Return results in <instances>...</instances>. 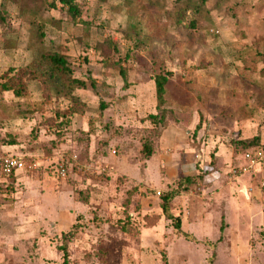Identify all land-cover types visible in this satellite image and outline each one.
<instances>
[{
	"label": "rangeland",
	"instance_id": "rangeland-1",
	"mask_svg": "<svg viewBox=\"0 0 264 264\" xmlns=\"http://www.w3.org/2000/svg\"><path fill=\"white\" fill-rule=\"evenodd\" d=\"M75 3L77 18L61 0L9 4L0 22V76L49 48L87 103L66 115L38 81L21 97L0 88V156L35 164L0 170V264H62L64 247L70 264H264V172L241 171L239 143H264V0H209L183 23L182 0ZM176 128L184 147L161 138ZM188 175L168 218L163 194Z\"/></svg>",
	"mask_w": 264,
	"mask_h": 264
},
{
	"label": "trees",
	"instance_id": "trees-1",
	"mask_svg": "<svg viewBox=\"0 0 264 264\" xmlns=\"http://www.w3.org/2000/svg\"><path fill=\"white\" fill-rule=\"evenodd\" d=\"M41 1L44 2V4L47 3V0H2L1 7L3 8V13L0 14V22L4 23V10H7V8H5L7 5L15 4L16 7H18L20 4H23L20 5L22 7L29 3L42 4ZM207 1L209 0H182L183 4L180 5L177 14L179 22H184L185 16L189 11H191L194 15L203 17L205 13H207ZM61 2L68 6L69 13L73 18H77L81 14V9L78 4L75 3V0H61ZM35 5L29 10L28 13H36V8L38 10L39 7L34 8ZM180 17H183V19ZM196 19L197 17H193L192 20H190V27H195ZM37 35V40L43 43L44 33L41 32ZM32 51V60L28 64L15 67L13 66L0 76L2 79L0 82L1 90L10 91L15 96L21 97L28 94L29 84L31 82L38 81L44 88V99L51 100L63 98L71 102L72 106L71 108H68V112H65L66 115L67 113H69V115L84 113L87 108V103L77 93V90L80 87H83V81L81 78H78L74 75V68L68 58L63 53L51 50L49 48L41 49L39 51ZM128 56L130 55H126L127 58ZM127 58H125V60ZM120 71L122 74H125L124 68L122 66H120ZM168 80V74L159 73L155 76L156 99L161 111L165 110L164 105L166 103V87ZM149 117L156 123L159 122V119L161 118L159 114L154 113L149 114ZM239 143L243 144V146L246 148L245 151L255 148L264 149V143L260 140L259 136L253 137L251 139L240 140ZM143 150L146 154L151 155L153 152V147L145 144ZM12 175H15V173ZM199 178V175H188L179 178L177 180V188L163 194L161 207L168 218L173 219L174 217L170 206L175 196L179 192H183L184 189H187L190 184L196 183ZM161 196L162 194H160V197ZM177 223L179 226L180 220L178 218ZM63 235L67 236L66 233H63ZM64 248L65 259L62 264H70L68 261V252L66 247Z\"/></svg>",
	"mask_w": 264,
	"mask_h": 264
},
{
	"label": "built area",
	"instance_id": "built-area-1",
	"mask_svg": "<svg viewBox=\"0 0 264 264\" xmlns=\"http://www.w3.org/2000/svg\"><path fill=\"white\" fill-rule=\"evenodd\" d=\"M35 164L31 161H26L21 156L16 155H3L0 156V170L7 176L25 169H33ZM257 167H262L264 172V149L255 148L244 153V163L240 166L242 172H254ZM59 172L66 175V164H60ZM161 194L160 192L158 193Z\"/></svg>",
	"mask_w": 264,
	"mask_h": 264
},
{
	"label": "crops",
	"instance_id": "crops-1",
	"mask_svg": "<svg viewBox=\"0 0 264 264\" xmlns=\"http://www.w3.org/2000/svg\"><path fill=\"white\" fill-rule=\"evenodd\" d=\"M171 133L169 132V130L167 129V130H165L164 132H163V135H162V140L165 142V143H167L168 141L167 140H174V142L175 143H178V144H180V145H182L183 147H184V145H183V143L182 142H179L178 141V136H179V130H177V128L176 129H174L173 130V135H171ZM173 136V137H172ZM172 137V138H171ZM170 138V139H169Z\"/></svg>",
	"mask_w": 264,
	"mask_h": 264
}]
</instances>
